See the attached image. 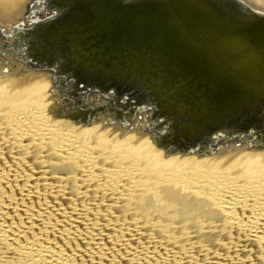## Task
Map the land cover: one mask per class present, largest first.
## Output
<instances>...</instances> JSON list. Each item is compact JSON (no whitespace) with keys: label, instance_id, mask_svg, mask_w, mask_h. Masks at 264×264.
I'll list each match as a JSON object with an SVG mask.
<instances>
[{"label":"bare ground","instance_id":"obj_1","mask_svg":"<svg viewBox=\"0 0 264 264\" xmlns=\"http://www.w3.org/2000/svg\"><path fill=\"white\" fill-rule=\"evenodd\" d=\"M31 1L0 0V26ZM245 1L264 11V0ZM2 50L0 264H264L261 144L170 154L151 139L149 119L61 117L68 105L54 74ZM143 143L155 160L136 157Z\"/></svg>","mask_w":264,"mask_h":264},{"label":"water","instance_id":"obj_2","mask_svg":"<svg viewBox=\"0 0 264 264\" xmlns=\"http://www.w3.org/2000/svg\"><path fill=\"white\" fill-rule=\"evenodd\" d=\"M28 9L0 26L2 53L54 74L68 105L61 117L149 119L170 154L227 140L264 147L263 10L245 0H32Z\"/></svg>","mask_w":264,"mask_h":264},{"label":"rangeland","instance_id":"obj_3","mask_svg":"<svg viewBox=\"0 0 264 264\" xmlns=\"http://www.w3.org/2000/svg\"><path fill=\"white\" fill-rule=\"evenodd\" d=\"M36 7H37V6H36ZM36 7H35V8H36ZM0 66H4V64H1V63H0ZM0 72H1L0 75H2V76L6 74V71L1 70V67H0ZM2 76H1V78H2ZM1 78H0V79H1ZM2 79L4 80V78H2ZM4 81H5V80H4ZM4 81H0V82L3 83ZM2 88H3V90H5V91H8V90H9V88H7L8 90L5 89L6 87L4 88L3 84H2V86H1V89H2ZM46 89H47V88H46ZM3 90H2V91H3ZM2 91H1V93H4V92H2ZM43 91H44V92H43ZM45 91H46V90H44V89L42 90V92H43L42 95H44ZM39 92H40V91L36 92L37 94L35 93V97H36V99H37V97H40L39 94H41V92H40V93H39ZM6 93H7V94H6ZM8 93H9V91H8V92H5V95H6L5 97H7ZM11 93H12V92H11ZM9 94H10V93H9ZM27 94H28V93H27ZM11 95H12V94L8 95V97H10ZM24 95H26V93H25ZM24 95H21V97L24 96ZM28 95H29V94H28ZM31 95H32V94H31ZM0 96H1V94H0ZM13 96H15V95H13ZM19 96H20V95H19ZM3 97H4V95H3ZM21 97H20V98H21ZM44 97H45V98H43V99H44V102H43L44 105H43V103H42V105L46 108V111H45V112H46L47 114L45 113V117L48 116V118H49V116L51 115L52 111H50L51 109H48V105H49V103L46 102V101H47V99H46L47 97H46V96H44ZM41 98H42V97H41ZM2 99H3V98H2ZM15 99H16V98H13V101H14ZM43 99H42V101H43ZM16 100H18V99H16ZM16 100H15V101H16ZM37 100H38V99H37ZM40 101H41V100H40ZM39 103H40V102H39ZM53 104H55V106L60 105V104L57 102V100H53ZM51 108H52V105H51ZM105 112H106V111L101 112L100 114H103V113H105ZM52 114H53V113H52ZM96 114H97V113H96ZM96 114H95L94 116H91V117L94 118L95 116H100V114H98V115H96ZM51 117H52V115H51ZM143 122H145V121H143ZM88 125H89V123H88ZM90 134H91V133H90ZM114 139H115L116 141H118V142H121V144H122V143H124V144H128V141L126 140L125 135H124V136L119 135L118 137H116V138H114ZM143 144H144V143H143ZM146 148H147L146 144L142 145V146L140 147V149H139L140 151L138 152V154L136 155V157H137V158H140V159H142V160H147V159H149V158H153V156L150 155V153L146 150ZM153 160H155V159L153 158ZM176 204H177V203H176ZM177 206L180 207L181 205H178V204L175 205L176 208H177ZM181 207H182V206H181ZM170 213H173V212H170ZM168 215H170V214H168ZM168 215H167V216H168ZM219 237H220V236H219ZM220 238H221V237H220ZM216 239H219L218 236H216ZM224 239H225V238H224Z\"/></svg>","mask_w":264,"mask_h":264}]
</instances>
